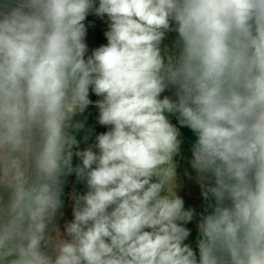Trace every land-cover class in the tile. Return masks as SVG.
Segmentation results:
<instances>
[{
  "label": "clouds",
  "instance_id": "clouds-1",
  "mask_svg": "<svg viewBox=\"0 0 264 264\" xmlns=\"http://www.w3.org/2000/svg\"><path fill=\"white\" fill-rule=\"evenodd\" d=\"M90 12L109 29L85 58ZM90 89L108 131L74 151ZM170 115L214 198L198 254ZM0 264H264V0H0Z\"/></svg>",
  "mask_w": 264,
  "mask_h": 264
},
{
  "label": "rangeland",
  "instance_id": "rangeland-1",
  "mask_svg": "<svg viewBox=\"0 0 264 264\" xmlns=\"http://www.w3.org/2000/svg\"><path fill=\"white\" fill-rule=\"evenodd\" d=\"M95 14L90 12L88 16L86 17L84 24L86 27V36H85V43L88 46V51L85 54V58L87 56L91 55L92 51L96 48L106 45L107 41L103 44H100L96 39V29L95 26H89L88 19L91 16H94ZM105 25L107 26V29H109V21L107 16H104ZM108 31V30H107ZM177 34L176 33H170L167 35L166 39L164 40L163 44L167 45L169 49H171ZM162 97L164 95H168L171 98L175 99L174 96V90H165V93L161 94ZM101 99L100 97L96 96L94 93L91 95L90 100L93 102L90 104L86 110L83 113H79L78 118H74V122L79 121L84 124V128L81 129L78 132H75L77 140L79 141V148L76 150H84L88 146V140L90 139V136L92 135L93 131H96L99 134L104 133L108 131L107 126L100 125L98 123V116H99V109L96 107L95 102ZM169 119L171 123L173 124L177 118L174 115H170ZM87 137V139H85ZM191 159V150L186 153V155L180 160L176 161V173H177V184L178 187L176 189L177 195L180 196L184 202L190 206L192 210H194L195 213V224L198 228V224L200 222V217L198 215V211L200 209L201 204L203 203V191L200 183L197 181V174L194 169L191 168L190 164ZM205 183L210 187L212 186V182L205 181ZM87 190L79 192L78 189L75 187L71 188L70 191V201L67 207H65L62 211L63 216L58 217L56 223L60 227L61 231L63 232L64 224L67 222H70L73 219L72 215V208H73V195L74 194H84Z\"/></svg>",
  "mask_w": 264,
  "mask_h": 264
},
{
  "label": "trees",
  "instance_id": "trees-1",
  "mask_svg": "<svg viewBox=\"0 0 264 264\" xmlns=\"http://www.w3.org/2000/svg\"><path fill=\"white\" fill-rule=\"evenodd\" d=\"M97 6H98V0H97ZM88 23H89V26H95L96 34H97L96 35L97 41L100 44H103L104 42H106L107 38L105 36V33L107 32L108 29H107V26L105 25L104 17H99L97 15L91 16L88 19ZM92 94H93V92L90 89L89 99H90ZM78 115H79V113L74 118L77 119ZM173 125H175L181 133V135L179 137V139H181V141H182L181 151H180V154L174 158L176 161H180L186 155V153L191 150V147L196 140V136L190 129L181 126L179 124L178 120H176L173 123ZM97 135H98V133L96 131L92 132V135L90 136V139L87 142L88 146L95 143V137ZM78 163H80L79 159L77 157L73 156V166L75 167ZM64 180H65V183L63 186V195H62V200L64 203H63V207L61 209V212L69 204V201H70L69 195H70V191H71L72 187H75L76 189H78L79 192L87 190L85 183L83 181H78L74 173L66 176L64 178ZM202 201H203V203L201 204L200 209L198 211L200 221H201L203 216L211 213L212 205H214V198L211 196V194H209L208 198L205 199L203 197ZM184 206H185L186 210L191 209L190 206L187 205L185 202H184ZM184 226L190 230V236L187 238L185 243L190 244L191 247L193 248V250L197 251V254H198V248H197L196 242L199 238V232H198V228L195 224V213L193 216V220Z\"/></svg>",
  "mask_w": 264,
  "mask_h": 264
},
{
  "label": "water",
  "instance_id": "water-1",
  "mask_svg": "<svg viewBox=\"0 0 264 264\" xmlns=\"http://www.w3.org/2000/svg\"><path fill=\"white\" fill-rule=\"evenodd\" d=\"M165 93V92H164Z\"/></svg>",
  "mask_w": 264,
  "mask_h": 264
}]
</instances>
